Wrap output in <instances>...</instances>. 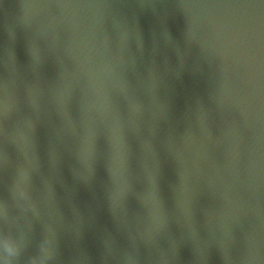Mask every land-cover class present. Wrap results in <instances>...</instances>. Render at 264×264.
Returning a JSON list of instances; mask_svg holds the SVG:
<instances>
[{
  "label": "water",
  "instance_id": "95a60500",
  "mask_svg": "<svg viewBox=\"0 0 264 264\" xmlns=\"http://www.w3.org/2000/svg\"><path fill=\"white\" fill-rule=\"evenodd\" d=\"M176 264H264V0H47Z\"/></svg>",
  "mask_w": 264,
  "mask_h": 264
}]
</instances>
